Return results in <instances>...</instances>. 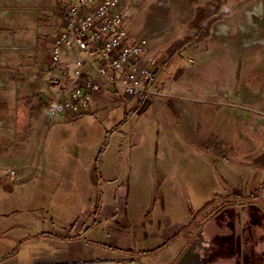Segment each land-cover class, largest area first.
<instances>
[{
	"label": "rangeland",
	"instance_id": "obj_1",
	"mask_svg": "<svg viewBox=\"0 0 264 264\" xmlns=\"http://www.w3.org/2000/svg\"><path fill=\"white\" fill-rule=\"evenodd\" d=\"M34 1L26 0L27 7L16 8L25 13L16 19L19 15H13L6 25V29L11 26L10 35L19 40L34 38L36 27L48 28L62 17L56 11L65 9L62 0L59 4ZM188 1L192 4L175 0L158 7L145 6L142 1L137 10L143 12L137 19L136 9L128 13L135 33L162 9L169 11V29L178 30L192 13V22L183 25V32L168 42L162 59L167 64L156 81V90L162 95L143 102L135 97L126 101L123 92L112 87L93 115L70 123L59 117L52 119L40 95L30 93L22 106L26 112H39L41 118L32 126L29 122L25 134L19 128L17 134L4 132L13 128L8 121L0 125V264L43 263L56 253L49 239L43 238L50 233L63 238L74 234L79 238L80 233L99 257L102 242L116 241L117 245L129 246L143 264H179L185 241L191 240L201 222L213 216L233 194H243L240 189H246L264 203V152L258 154L253 148L264 150V127L258 126L259 137L247 140L243 121H237L256 115L243 104L263 106L264 83L254 79L260 76L258 68L247 70L244 57L222 51L219 43L195 51L207 47L205 36L214 24L218 30L223 26V31L226 22L228 31L250 27V34L259 33L264 38V24L257 21V16L264 19V0H242L246 4L239 0ZM233 6L244 8L234 10ZM249 17L250 25L245 24ZM164 34L162 31L156 39L158 53L164 48ZM45 36L40 35L42 48L37 56L13 41L0 45V60L11 53V67L28 63L36 74L35 65L48 52ZM155 52L151 54L158 59ZM261 56L258 52L259 64L263 62ZM29 58L32 62H27ZM20 75L26 82L24 78L33 73L25 69ZM56 130L61 133L52 136ZM213 131L221 135L218 143L212 142V136H202ZM132 148L137 153H131ZM110 158L117 161L118 179L99 176L102 163L108 165ZM245 164L255 169L244 170ZM8 170H15L17 175L10 177ZM100 209L106 215L114 210L126 212L127 217L117 218L113 230V222H109V234L104 221L95 223V213ZM182 224L185 230L177 232ZM168 233L169 243L180 238L183 246L164 249L162 256L143 252L144 246L167 244ZM17 234L21 238L15 241L11 237Z\"/></svg>",
	"mask_w": 264,
	"mask_h": 264
},
{
	"label": "crops",
	"instance_id": "obj_2",
	"mask_svg": "<svg viewBox=\"0 0 264 264\" xmlns=\"http://www.w3.org/2000/svg\"><path fill=\"white\" fill-rule=\"evenodd\" d=\"M32 1V0H30ZM49 0H38V4H46ZM53 4H59V0H50ZM65 0H62V3ZM145 1V6L147 4H153L155 6H159L164 4L163 2L168 1L173 2L175 0H141ZM198 1V0H196ZM242 3H245L242 0H239ZM246 1V0H245ZM35 3V1L33 0ZM180 4H192L188 0H179ZM18 3V4H17ZM23 3V4H21ZM143 4V3H142ZM246 4V3H245ZM23 5V6H22ZM22 6V7H21ZM27 7L26 0H0V45H10L13 41L22 45L23 49H28L31 51L30 53H34L33 55L37 56L39 47L42 48L39 44L40 42V35H46L45 37L48 40V52L46 54H42L40 57V64L35 65L37 67L36 74L33 72V66L31 64H24L21 67L12 66L11 62V53L8 56H4L6 60H0V125H3L6 121L12 123L13 128L9 130H5L6 133H15L17 134L18 128L20 132L25 134L24 129L28 126L29 122L31 126L33 122L38 121L41 118L39 112H26L25 108L22 106L23 102L26 103L24 98L30 93L35 95H40V98L43 100L44 103V110L48 113L46 109V100H47V89L49 86V79H50V69H49V58L51 56L52 45H53V38L58 31L62 29V22L64 18V11L61 13L56 11V15H62L59 19L56 18L55 21L48 26V28H38L36 27V32L34 34V38L19 40L18 38L13 37L10 35V28L11 26L6 25L11 23L13 15L15 19L17 17L20 18V13H25L24 10H20L21 8ZM140 6L136 7L135 9L139 8ZM235 7V6H233ZM16 8H20L19 10ZM242 7H235L234 10L243 9ZM57 9V8H56ZM163 10L155 13L149 20V23H146V26H143L142 30H139L137 33L133 32L132 30L135 29L131 25L132 20L129 21L128 29L134 38H139L146 34H152L156 31H161L166 25L167 21L169 20L168 16L169 11ZM135 18L139 16L143 11L140 8L136 11ZM19 13V14H18ZM166 13V14H165ZM258 13V12H257ZM214 13L212 12V15ZM211 15V18H212ZM255 15V14H254ZM210 18V19H211ZM257 18H260L257 16ZM17 21H23L19 19ZM16 21V22H17ZM192 22V13L190 17L187 18L184 24H180L181 27L177 29H169L164 31V37L162 38V42L164 44V48L157 52L156 48L158 46V37L153 38V45L150 43V50L148 52L149 55L152 51L159 54V61L164 62L162 59L165 56L166 49L168 48V42L170 39L175 38L182 33L185 27L183 25H188ZM18 24V23H17ZM245 24H252L247 18V22ZM10 25V24H9ZM225 26V31L219 25V30L217 25L214 24L205 36V40H207V47H197L195 51L200 49L203 51L204 49H208L211 44H218L222 51L228 50L234 54H238V56H242L245 59V65L247 70H252L253 68H258V73L260 76L255 77L254 79L259 81L258 83H264V38L259 33H252L249 28H244L245 26H241L237 28V31L231 29L228 31L229 22L223 24ZM172 28V27H171ZM257 30V29H256ZM157 39V40H156ZM152 41V40H151ZM155 41H157L155 45ZM2 47V46H0ZM2 49V48H1ZM260 52L263 54V62L259 64L256 60L257 54ZM32 56V55H30ZM22 61L23 58H22ZM26 62V61H24ZM27 62H32L31 58L27 60ZM166 62V61H165ZM257 63V65H256ZM167 64V62H166ZM27 70H31L33 75H28L24 79H27L26 82L23 80L20 72H24V68ZM32 67V69H31ZM58 72V71H57ZM26 73V72H25ZM163 73V72H162ZM19 75V76H18ZM176 75V74H175ZM31 77V78H30ZM109 89V88H108ZM104 90L99 98L94 100L89 109L81 116L72 117L69 115H62L59 118L64 119L70 123H77L79 120L87 117L89 115H93L96 109L102 104L104 101L105 95L107 90ZM156 89V83H155ZM243 104V103H242ZM245 107L251 109V113H256L259 116H249L247 118H243V120L237 119V121H243L245 129L244 137L250 139L251 137H259V129L258 126L264 127V115H260L257 111H264V103L256 104L255 103H247L243 104ZM177 106V104L175 105ZM26 107V106H25ZM2 116H5L4 118ZM52 118V117H51ZM58 118V117H56ZM54 119V118H52ZM61 121L57 122L60 123ZM0 128V131L3 129ZM61 130V129H60ZM60 130L54 131L52 136L55 134L61 133ZM239 134L243 131L238 130ZM56 132V133H55ZM214 132V131H213ZM232 137V133H230ZM202 136L209 137L212 136V142L218 143L220 138L217 132L211 134H202ZM229 136V134L227 135ZM27 137V136H26ZM224 137V135H223ZM243 140V139H241ZM3 144V143H2ZM244 148H246L244 146ZM251 148V147H250ZM256 153L261 154L264 152L261 147H254ZM248 149V148H247ZM131 153H137L135 148H132ZM240 151V150H238ZM240 152H244L241 150ZM135 163V162H134ZM117 161L113 159H108V165H104L102 163V172H99V176L104 178V175L111 176L107 177L109 180L118 179L120 176V171L117 173L116 167ZM244 170L248 169L252 171L255 167H251L248 165H244L242 167ZM115 169V171H114ZM97 166L94 167L95 179H97ZM260 175V174H259ZM257 174V176H259ZM93 176V178H94ZM240 191L244 194L236 195L230 197L231 199L225 202L226 204L221 205L216 211L213 216L210 218L207 217L205 220L201 222L197 229V233L192 237V239H187L184 245V252H181V256L179 258V264H264V203L259 202L255 194L252 192L248 193L246 189H240ZM245 196H250L249 198H245ZM262 200V199H261ZM96 214V224H101L103 221L104 224L108 226L109 222H113L112 230L115 229L116 224L115 221L118 218L119 220L127 217L126 212H118L117 210L109 212V214H104V212L100 209ZM109 217V219H104ZM102 218V219H101ZM228 221L230 223H228ZM73 223L72 225H75ZM137 224V223H136ZM71 225V223H70ZM185 227L183 224L180 225L177 232L184 231ZM108 226L107 233L110 234V229ZM74 232V228H70V233ZM79 232V231H77ZM21 234L13 235L11 238H14L15 241L20 237ZM77 236L74 234L73 236H66L60 237L58 233H50L49 235H43V238H48L50 242L51 249H55L56 253L43 263L39 264H133L137 262L138 264H143L139 257L136 255L134 251L129 246H121L117 245L118 243L115 241L113 244H107L102 242V257H99L95 252L91 250V244L87 241L83 240L84 235L77 233ZM116 240H118V236H114ZM167 244L164 243L161 245L162 247L155 248L153 247L144 246L145 250L143 252H150L153 255L156 253L157 255H161L160 252H163L164 249H171L175 246H180L184 243V241L175 240L171 241L169 237V233L165 236ZM153 248V249H152ZM122 250H127V254H123ZM121 251V252H120ZM3 264H20L17 261H7Z\"/></svg>",
	"mask_w": 264,
	"mask_h": 264
},
{
	"label": "built area",
	"instance_id": "obj_3",
	"mask_svg": "<svg viewBox=\"0 0 264 264\" xmlns=\"http://www.w3.org/2000/svg\"><path fill=\"white\" fill-rule=\"evenodd\" d=\"M63 4L62 29L53 38L48 64L46 109L50 117L81 116L111 87L121 90L128 100L162 95L155 83L166 62L148 52L150 40L168 26L134 38L128 29V13L141 0H65ZM8 175L15 177L17 172L8 170Z\"/></svg>",
	"mask_w": 264,
	"mask_h": 264
},
{
	"label": "trees",
	"instance_id": "obj_4",
	"mask_svg": "<svg viewBox=\"0 0 264 264\" xmlns=\"http://www.w3.org/2000/svg\"><path fill=\"white\" fill-rule=\"evenodd\" d=\"M111 88H112V87H111ZM115 89H116V88H115ZM124 97H125V96H124ZM136 99H137L139 102H143L144 100L147 99V97H141V98H136ZM124 100L128 101V99H127L126 97L124 98ZM206 218H207V217H206ZM206 218H205V219H206ZM205 219H204V220H205Z\"/></svg>",
	"mask_w": 264,
	"mask_h": 264
},
{
	"label": "flooded vegetation",
	"instance_id": "obj_5",
	"mask_svg": "<svg viewBox=\"0 0 264 264\" xmlns=\"http://www.w3.org/2000/svg\"><path fill=\"white\" fill-rule=\"evenodd\" d=\"M257 21L261 22L262 24H264V19L263 18H257Z\"/></svg>",
	"mask_w": 264,
	"mask_h": 264
},
{
	"label": "bare ground",
	"instance_id": "obj_6",
	"mask_svg": "<svg viewBox=\"0 0 264 264\" xmlns=\"http://www.w3.org/2000/svg\"><path fill=\"white\" fill-rule=\"evenodd\" d=\"M260 7V9H261V6H259ZM256 10V9H255ZM256 14V13H255ZM223 30H224V28H223V26L221 27Z\"/></svg>",
	"mask_w": 264,
	"mask_h": 264
}]
</instances>
